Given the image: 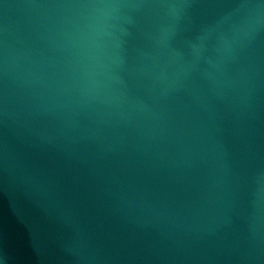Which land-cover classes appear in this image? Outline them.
Returning <instances> with one entry per match:
<instances>
[{"label":"water","instance_id":"obj_1","mask_svg":"<svg viewBox=\"0 0 264 264\" xmlns=\"http://www.w3.org/2000/svg\"><path fill=\"white\" fill-rule=\"evenodd\" d=\"M0 264H264V0H0Z\"/></svg>","mask_w":264,"mask_h":264}]
</instances>
